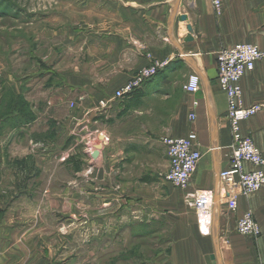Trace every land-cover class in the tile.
Segmentation results:
<instances>
[{"label": "crops", "instance_id": "1", "mask_svg": "<svg viewBox=\"0 0 264 264\" xmlns=\"http://www.w3.org/2000/svg\"><path fill=\"white\" fill-rule=\"evenodd\" d=\"M102 14L84 38L86 72L77 84L85 86L86 94L68 100L62 92H43L32 117L23 112L0 119V264H47V199H65L63 207L78 213L83 177L102 183L85 191L93 203L95 197L102 199L100 208L86 207L88 225L106 229L112 213L125 214L132 203L138 211V194L114 186L121 181L116 179L121 162L134 156L138 142L148 146L192 130L202 157L189 186L148 197L149 212L163 216L167 231L165 250L149 264H264V186L241 195L235 212L221 192L220 172L230 167L233 150L228 98L217 71V53L224 47L249 42L264 51V0H223L221 14L212 0H103ZM162 61L167 65L155 77L132 95L115 98L137 71ZM194 73L200 75L201 87L190 93L184 85ZM241 84L244 105H263L242 121L241 130L264 154V58ZM175 85L181 92L178 99ZM102 100L109 105L100 110ZM69 101L76 107L67 106ZM101 134L100 155L91 157L88 174L79 163L76 168L70 160L62 163L69 136L72 150L80 138L99 141ZM48 143L58 157L48 156ZM201 191L213 195L204 220L193 206ZM94 209L102 213V221ZM249 210L260 224V236L237 230L238 218Z\"/></svg>", "mask_w": 264, "mask_h": 264}, {"label": "rangeland", "instance_id": "2", "mask_svg": "<svg viewBox=\"0 0 264 264\" xmlns=\"http://www.w3.org/2000/svg\"><path fill=\"white\" fill-rule=\"evenodd\" d=\"M102 13L103 0H0V119L23 112L32 117L43 92H62L68 100L86 94L85 86L77 84L86 72L84 38L102 20ZM172 91L178 99L180 88L172 86ZM67 106L74 108L76 102L69 101ZM49 138L50 143L54 142L51 135ZM72 140L69 136L64 141L63 150L67 152L61 157L62 163L70 160L75 168L79 163L88 174L94 165L93 147L101 144V139L87 141V145L80 138L71 150ZM49 145L48 156L58 157L59 151ZM124 162L116 174L121 181L114 186L128 194H138V211L132 203L125 214L112 213L108 228L88 225L90 211L86 207L100 208L102 199L95 197L93 203L85 191L102 183L81 178L84 193L79 199L78 213L71 214L69 206L63 207L65 199H47L51 213L47 216V264H149L159 251L165 250L166 223L161 214H151L147 206L149 196L180 190L165 179L169 156L163 141L148 146L138 142L134 156ZM94 212L96 218L102 219L98 209Z\"/></svg>", "mask_w": 264, "mask_h": 264}, {"label": "built area", "instance_id": "3", "mask_svg": "<svg viewBox=\"0 0 264 264\" xmlns=\"http://www.w3.org/2000/svg\"><path fill=\"white\" fill-rule=\"evenodd\" d=\"M214 10L221 14L223 0H212ZM264 58V51L249 42H240L230 47H224L217 53L218 81L227 94L228 109L226 118L230 123L232 133V159L229 168L220 172L223 199L230 211L238 208L241 195H249L264 186V155L251 137L243 135L242 121L252 117L262 110L260 103L244 105L242 78L255 69L257 63ZM167 65V61L156 62L141 69L124 86L115 92V98L123 99L132 95L147 80L156 76ZM201 87L199 74L188 77L184 89L196 93ZM109 101H100V110L108 108ZM191 119L196 115L192 113ZM162 141L169 156V171L165 179L178 187L186 189L198 167L202 152L198 148V134L192 130L185 136H166ZM246 164L254 166L248 169ZM213 195L210 191H201L195 195L193 206L204 220L211 209ZM238 232L245 235L260 236L262 229L252 211L244 212L237 220Z\"/></svg>", "mask_w": 264, "mask_h": 264}, {"label": "water", "instance_id": "4", "mask_svg": "<svg viewBox=\"0 0 264 264\" xmlns=\"http://www.w3.org/2000/svg\"><path fill=\"white\" fill-rule=\"evenodd\" d=\"M103 137H104V135L101 134L100 139H103ZM93 148H94V150H93L91 156H92V158L96 159L100 155V150L102 148V144H95Z\"/></svg>", "mask_w": 264, "mask_h": 264}]
</instances>
